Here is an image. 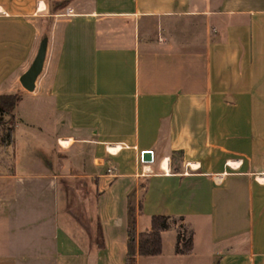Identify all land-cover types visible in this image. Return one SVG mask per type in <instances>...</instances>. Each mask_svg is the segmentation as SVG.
<instances>
[{
    "label": "crops",
    "instance_id": "obj_1",
    "mask_svg": "<svg viewBox=\"0 0 264 264\" xmlns=\"http://www.w3.org/2000/svg\"><path fill=\"white\" fill-rule=\"evenodd\" d=\"M60 1L0 0V97H20L0 264H125L129 208L137 233L159 214L192 230L188 254L172 226L135 264H264V0ZM72 177L94 230L66 209Z\"/></svg>",
    "mask_w": 264,
    "mask_h": 264
},
{
    "label": "trees",
    "instance_id": "obj_2",
    "mask_svg": "<svg viewBox=\"0 0 264 264\" xmlns=\"http://www.w3.org/2000/svg\"><path fill=\"white\" fill-rule=\"evenodd\" d=\"M68 1L70 0L61 2L59 8L63 10L68 5ZM45 39L46 36H44L43 41ZM19 99L20 97L17 94H8L0 97V144L2 145H8L13 138L16 123L14 109ZM128 213L125 264H135L138 255L153 256L160 254L162 250V231L169 229L177 221L180 223L176 227L175 252L178 254H188L192 250V230L185 225L182 217L161 214L153 215L149 230L137 233L134 210L129 208ZM98 234V245L101 246L100 232Z\"/></svg>",
    "mask_w": 264,
    "mask_h": 264
},
{
    "label": "rangeland",
    "instance_id": "obj_3",
    "mask_svg": "<svg viewBox=\"0 0 264 264\" xmlns=\"http://www.w3.org/2000/svg\"><path fill=\"white\" fill-rule=\"evenodd\" d=\"M62 0L57 3L60 5ZM72 0L68 1V5ZM72 170V169H71ZM65 198L66 209L74 217H77L88 228L95 229L94 213H93V201L87 199V191L89 190V184L81 178H69L66 179L65 184ZM180 222L177 221L173 226L176 228Z\"/></svg>",
    "mask_w": 264,
    "mask_h": 264
},
{
    "label": "water",
    "instance_id": "obj_4",
    "mask_svg": "<svg viewBox=\"0 0 264 264\" xmlns=\"http://www.w3.org/2000/svg\"><path fill=\"white\" fill-rule=\"evenodd\" d=\"M46 48H47V43L45 41L41 42L31 65L21 75L19 79L21 85L28 91H32L34 89L35 81L38 75L42 71L45 60ZM143 158L145 160H150L151 151L150 150L143 151Z\"/></svg>",
    "mask_w": 264,
    "mask_h": 264
},
{
    "label": "built area",
    "instance_id": "obj_5",
    "mask_svg": "<svg viewBox=\"0 0 264 264\" xmlns=\"http://www.w3.org/2000/svg\"><path fill=\"white\" fill-rule=\"evenodd\" d=\"M64 13H65L66 15H69V14L72 13V9H70V8H66V10H65ZM139 159H140V161H141L142 163L145 162V161H147V160H145V159L143 158V152L140 153ZM108 173H112V169H111V168L108 169ZM256 175H257L260 179L264 180V161H263L262 170H261L260 172H258Z\"/></svg>",
    "mask_w": 264,
    "mask_h": 264
},
{
    "label": "bare ground",
    "instance_id": "obj_6",
    "mask_svg": "<svg viewBox=\"0 0 264 264\" xmlns=\"http://www.w3.org/2000/svg\"><path fill=\"white\" fill-rule=\"evenodd\" d=\"M39 7H42V4H40Z\"/></svg>",
    "mask_w": 264,
    "mask_h": 264
}]
</instances>
